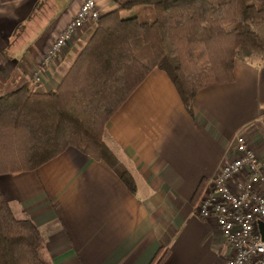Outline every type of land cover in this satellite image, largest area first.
I'll list each match as a JSON object with an SVG mask.
<instances>
[{
    "label": "crops",
    "instance_id": "1",
    "mask_svg": "<svg viewBox=\"0 0 264 264\" xmlns=\"http://www.w3.org/2000/svg\"><path fill=\"white\" fill-rule=\"evenodd\" d=\"M82 1H67L24 39L19 32L43 0H0V94L25 83L36 91L58 86L93 25L43 61ZM97 4L101 14L114 7L110 0ZM244 131L264 166V55L236 60L233 80L200 88L189 110L155 68L107 121L103 137L134 191L107 163L73 147L35 170L0 175V191L16 217L39 228L52 264H151L162 254L160 264H221L230 248L194 207Z\"/></svg>",
    "mask_w": 264,
    "mask_h": 264
},
{
    "label": "trees",
    "instance_id": "2",
    "mask_svg": "<svg viewBox=\"0 0 264 264\" xmlns=\"http://www.w3.org/2000/svg\"><path fill=\"white\" fill-rule=\"evenodd\" d=\"M110 1L54 90L25 83L0 94V175L35 170L73 147L107 163L134 191L103 137L149 72L164 71L189 110L200 88L233 80L236 60L264 55V0ZM138 5L150 8L151 20L123 15ZM0 264H52L39 228L16 217L1 191Z\"/></svg>",
    "mask_w": 264,
    "mask_h": 264
},
{
    "label": "built area",
    "instance_id": "3",
    "mask_svg": "<svg viewBox=\"0 0 264 264\" xmlns=\"http://www.w3.org/2000/svg\"><path fill=\"white\" fill-rule=\"evenodd\" d=\"M101 15L97 0H83L75 15L54 37L43 63L65 52L77 30L93 25ZM33 80L40 81L38 70ZM248 140V131L237 135L231 157L208 181L194 214L213 222L222 233L229 256L221 264H264V166Z\"/></svg>",
    "mask_w": 264,
    "mask_h": 264
},
{
    "label": "rangeland",
    "instance_id": "4",
    "mask_svg": "<svg viewBox=\"0 0 264 264\" xmlns=\"http://www.w3.org/2000/svg\"><path fill=\"white\" fill-rule=\"evenodd\" d=\"M69 0H43V3L32 14L31 20L21 29L18 37L30 39L40 33L51 20L57 15L60 8ZM125 16H136L140 20H151V10L146 5H138L131 10L124 12ZM252 60V58H250Z\"/></svg>",
    "mask_w": 264,
    "mask_h": 264
},
{
    "label": "water",
    "instance_id": "5",
    "mask_svg": "<svg viewBox=\"0 0 264 264\" xmlns=\"http://www.w3.org/2000/svg\"><path fill=\"white\" fill-rule=\"evenodd\" d=\"M258 227H259L260 232H261V237H262V239H264V223L259 221L258 222Z\"/></svg>",
    "mask_w": 264,
    "mask_h": 264
}]
</instances>
